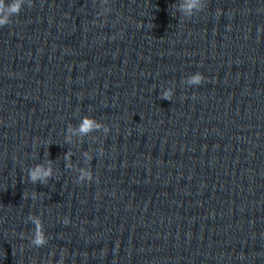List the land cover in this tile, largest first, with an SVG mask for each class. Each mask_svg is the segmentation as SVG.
<instances>
[{
	"label": "clouds",
	"instance_id": "9594fccd",
	"mask_svg": "<svg viewBox=\"0 0 264 264\" xmlns=\"http://www.w3.org/2000/svg\"><path fill=\"white\" fill-rule=\"evenodd\" d=\"M32 2V0H31ZM31 2L28 4L31 6ZM25 5L24 0H10V2L6 3V0H0V26H5L11 22V17L13 15H17L22 10V7ZM204 79V77L200 76L199 74L192 78L190 81L191 83L199 84L201 80ZM162 99H169L167 95H164L161 97ZM87 130H90L88 125L81 124V131L85 132ZM39 167V166H37ZM31 179L33 182L37 181L38 179H42L41 176H39L36 171L34 170L31 174ZM45 175H50V173H45ZM47 241L43 239L42 234L37 235L32 243L35 246H43Z\"/></svg>",
	"mask_w": 264,
	"mask_h": 264
}]
</instances>
